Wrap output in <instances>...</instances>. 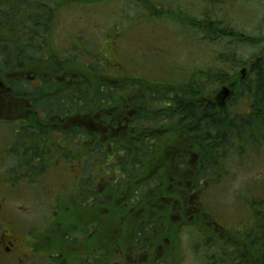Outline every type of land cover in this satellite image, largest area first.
<instances>
[{
    "label": "rangeland",
    "instance_id": "obj_1",
    "mask_svg": "<svg viewBox=\"0 0 264 264\" xmlns=\"http://www.w3.org/2000/svg\"><path fill=\"white\" fill-rule=\"evenodd\" d=\"M40 2L55 11L53 30L45 43L41 39L30 40L34 35L32 24L24 25L27 32L21 30L25 15L20 6L14 7L13 18L6 25L0 24V54L1 48L7 46L5 42L14 47L10 49L12 54L16 50V53H23L21 68L13 74L26 83L29 91L37 93L38 84L32 81L37 75L46 79L45 90L57 92L67 90L81 78L84 82L78 85L84 88L104 83L118 86L129 80L165 81L194 88L202 86L205 89L197 90L200 93L197 99L210 104L217 102L216 109H229L239 115L248 113L249 118L252 115L247 94H236L232 82L238 85L246 82L251 77L248 73L252 65L260 59L264 61V0H35L33 4ZM211 22L217 23L223 32L217 34L210 29ZM21 31L23 37L28 38L24 41L38 48L39 59H25L27 54L23 52L22 43L19 44ZM100 63L102 74L90 73L91 65ZM54 67H60L61 71L56 73ZM220 73L230 79L220 82L216 78ZM122 95L114 107L106 105L82 111L77 108L68 117L57 118L55 141L64 144V133L83 125L88 129L92 127L94 132L118 125L116 135L121 136L122 126L129 125L128 117L123 116H133L136 111L131 106L127 107L129 113L123 112L119 103L138 100L140 94L127 89ZM149 111L152 113L153 109ZM251 120L255 121L254 116ZM165 121L157 126L168 128ZM151 123L155 124L153 120ZM254 124L256 129L248 127L246 135L238 138L226 155L221 153L219 161H212L216 171L203 181L196 193L187 195L172 189L176 195L174 213L170 214L165 226L167 235L157 243L152 242L154 250L139 251L126 241L120 256L100 250V257H104L106 264H239L238 247L240 243L247 245L245 233H251L254 240L257 238L260 221L257 213L260 210L264 214V127ZM182 137H177L172 144L165 142L166 169H171L169 161L177 151L185 153L193 169L202 165L204 156L199 147L192 144L199 141ZM79 146H91L90 140ZM76 147L74 144L69 148ZM70 149L68 153H72ZM59 153L60 150L57 151L59 159L63 158ZM80 153L71 155L70 160H47L43 172L36 177L21 176V201L14 200L15 205L21 206V235L28 229L32 237L43 238L49 243L47 255L32 264H65L70 254V243L63 235L66 231L74 233L78 242L83 240L80 235L83 225L78 221L72 199L74 188L83 175L84 157ZM93 173L97 192L103 194L106 191L104 172ZM90 197L91 193L84 194L85 200ZM58 205L65 211L59 215L58 228L51 227L48 224ZM67 209L70 213H66ZM98 212L101 215L106 210ZM88 213L84 210L80 218ZM116 225V231L104 233L122 240L121 228ZM209 225L215 228V236L209 237L205 230ZM94 230L96 232V227ZM102 240L99 243L102 244ZM53 252L61 255L54 261Z\"/></svg>",
    "mask_w": 264,
    "mask_h": 264
},
{
    "label": "trees",
    "instance_id": "obj_2",
    "mask_svg": "<svg viewBox=\"0 0 264 264\" xmlns=\"http://www.w3.org/2000/svg\"><path fill=\"white\" fill-rule=\"evenodd\" d=\"M33 1L0 0V24L6 25L13 18L14 7L20 6L21 12L25 15V23L21 24V30L27 32L25 26L32 24L34 35L30 37V40L33 42L41 39L45 43L46 37L53 30L55 11L48 4L43 5L41 2L33 4ZM193 24H195V20ZM209 28L215 30L217 34L223 32V29L219 30V26L215 22H211ZM24 39L28 38L23 37L21 31L19 44L22 43L23 52L25 55L27 54L25 59L28 61L39 59L38 48H35V44L25 42ZM5 44L6 48H1L0 72L14 73L21 68V57L24 55L21 52L16 53L17 50L12 54L10 49L14 47H9V42H5ZM98 66L103 65L101 63L99 65L92 64L89 68L90 73L101 75L102 72L100 74ZM54 70L56 73L61 71L60 67L59 69L54 67ZM248 75L251 77L246 82L241 81L239 85L232 82V86L236 94L241 95L244 92L247 94L248 107L252 112L250 118L248 113L239 115L229 109H216L218 108L217 102L216 104L214 102L216 108H212L210 102L206 103L203 99H197L200 96L197 90L203 91L204 87L202 86L194 88L192 85H172L165 81L129 80L118 86L104 83L100 86L91 84L84 88L78 85L84 82V79L81 78L67 90L58 91L56 97L58 112L63 116L69 115L77 108L82 111L106 105L114 107L127 89H134L137 94H140V96L137 95L138 100L132 102L126 100L125 103H121V101L119 103L122 105L123 112L126 110L129 113L130 110L127 107L131 106L136 111L133 116L131 114L123 116L128 117L129 125L127 128L122 126L121 136L116 135V132L119 131L118 125L117 128H105L106 132H103V129L94 132V129L90 127L89 134H86L85 129L80 130L76 126L64 136L67 146L77 145L73 149V155L80 153L79 150H84L86 153L82 168L83 175L74 188L73 196L71 195L74 201L73 207L77 210L76 216L80 224L83 225L82 231H84L85 224L82 222L83 220L89 222L95 220L98 224L95 238L103 239L102 242L105 244L108 254L114 253L115 255L119 248L124 251L126 241L139 251L154 250L153 246L155 245H152V242L157 243L159 239L167 235L165 226L168 225L171 218L170 214L174 213L176 195L172 189L181 193L184 191V194L187 195L196 193L203 181L216 171L212 161H219L222 158L221 153L226 155L233 148L232 145L237 144V139L246 135L248 127L256 129L257 126L254 123L264 127L263 59L252 65ZM216 78L220 82H227L230 79L221 73ZM22 88L27 89L23 83H21V90ZM28 95L34 96L30 93ZM50 99L49 96L46 97L45 104L49 105ZM149 108L153 109L152 113ZM151 114L153 115L151 116ZM253 116L254 122L251 120ZM102 117L105 119L104 115ZM152 120L155 124L151 123ZM162 121L168 123V128L162 125L157 126L159 123L163 124ZM129 128L130 131L132 129L131 132ZM161 133H164V136L161 137ZM79 136L84 138L88 136L91 145L87 147L88 150L80 147L79 142V145L76 143ZM181 136L183 139L199 141L192 144L199 147V151L204 156L203 163L193 169L185 153L177 151V154L172 155L169 161L171 169L168 167L166 169L164 165L166 156L163 155V151L167 147L166 143L172 144L177 137ZM249 136L255 138L254 134L249 133ZM99 170L104 172L105 182L103 184L106 185V191L103 194L97 192L94 181L96 176L93 172ZM168 171L170 172L167 173ZM86 192L91 193L89 200L84 198ZM78 193L80 197H78ZM87 202L89 204H86ZM103 208L106 213L99 215L98 211ZM86 209L89 213L80 218L81 213ZM94 212L96 213L93 216ZM66 213H70V209H67ZM116 216L117 218H115ZM257 216L260 219V225L258 224L256 229L257 238L254 240L251 233H245L247 245L242 246L240 243L236 256L239 259V264H264V214L259 210ZM58 220L60 222V218ZM116 224L121 228L122 240L121 237L117 238L115 235L110 236L104 233V231H116ZM56 226L58 228V225ZM214 229L210 225L205 229L209 233V237L215 236ZM59 233H62V230ZM63 235L66 239L72 234L66 231ZM93 250L94 246H91L90 251Z\"/></svg>",
    "mask_w": 264,
    "mask_h": 264
},
{
    "label": "flooded vegetation",
    "instance_id": "obj_3",
    "mask_svg": "<svg viewBox=\"0 0 264 264\" xmlns=\"http://www.w3.org/2000/svg\"><path fill=\"white\" fill-rule=\"evenodd\" d=\"M32 81L38 84L37 93L26 88L21 90V78L15 74L0 72V264H32L36 259L47 255L46 247L49 243L47 244L43 238L32 237V231L28 229L21 235V206L15 205L14 200L21 201V176L40 175L38 173L43 172L47 160L59 159L57 156L59 150L60 157L68 160L74 153L73 150H70L72 153H68L69 146L66 145L65 137H63L64 144L55 141L57 118H63L58 112L57 91L43 88L47 81L42 75H37ZM30 84L34 83L30 82ZM29 93L34 96H29ZM48 96L51 98L49 105L45 104V98ZM11 101L19 104L13 105ZM211 104L212 108H216V102V105ZM25 111L28 112L27 115ZM77 127L80 130L85 129L86 134H89L88 127L84 125ZM73 128L64 135L69 134ZM78 138L80 139L76 141L78 145L79 143L83 145L88 140V136ZM83 152L85 151L83 150L81 154L85 159L86 153ZM28 182L30 181H26ZM62 209V206L56 207L52 220H49V226L57 225ZM82 222L85 224L84 231L80 233L83 239L81 242L73 237L74 233L66 237L67 242L70 243L68 245L70 254L65 264H106L100 254L103 249L105 253L108 250L103 242L99 246L101 238H95L94 227L98 224L95 220ZM91 246H94L93 251H90ZM119 252L120 248L116 250L114 257L120 256ZM52 256L54 261L61 255L53 252ZM91 256L93 260L90 261Z\"/></svg>",
    "mask_w": 264,
    "mask_h": 264
}]
</instances>
